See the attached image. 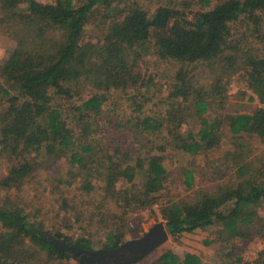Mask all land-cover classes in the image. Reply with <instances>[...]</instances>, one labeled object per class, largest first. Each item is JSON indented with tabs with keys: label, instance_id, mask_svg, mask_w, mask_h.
Instances as JSON below:
<instances>
[{
	"label": "trees",
	"instance_id": "1",
	"mask_svg": "<svg viewBox=\"0 0 264 264\" xmlns=\"http://www.w3.org/2000/svg\"><path fill=\"white\" fill-rule=\"evenodd\" d=\"M0 8V22L18 35L14 60L31 63L22 77L0 68V187L24 185L40 160L66 162L59 187L73 185L86 198L96 184L111 193L124 183L120 201L107 194L116 203L111 211L86 206L84 225L96 219L101 240L89 229L75 239L47 231L35 214L0 198V264H14L26 248L29 264L44 256L71 258L32 228L87 250L121 243L115 221L125 222L126 211L148 208L166 191L162 155L146 151L159 142L204 156V167L181 168L185 189L195 185L196 174L213 175L210 187L161 207L168 234L215 226L224 240L250 226L264 237V215L252 221L255 208L264 207V153L256 161L250 142L264 145V0H166L151 15L138 0H0ZM91 22L101 35L84 41ZM238 23L245 32L236 30ZM147 47L162 60L208 66L207 82L199 79L201 71L177 68L155 100L159 90L149 89L158 78L144 73L141 61ZM237 72L244 75L248 100L260 104L252 111L226 107ZM66 204L61 198L60 207ZM149 264L218 262L166 249ZM245 264H264V249Z\"/></svg>",
	"mask_w": 264,
	"mask_h": 264
},
{
	"label": "rangeland",
	"instance_id": "2",
	"mask_svg": "<svg viewBox=\"0 0 264 264\" xmlns=\"http://www.w3.org/2000/svg\"><path fill=\"white\" fill-rule=\"evenodd\" d=\"M43 3H53L55 0H38ZM143 10L147 15H151L155 6L164 3L166 0H138ZM2 14L0 8V16ZM236 30L239 32H245L241 29V24L236 25ZM234 31V30H233ZM101 35V29L96 23H89L82 34L84 41H95ZM262 36H264V21L262 25ZM247 38V37H246ZM245 44L246 40H242ZM18 48V35L15 34L9 27H6L0 22V68L7 76L22 77L28 75L31 72V63L16 62L14 60L15 51ZM144 51L141 56L142 66L144 73L152 74L157 76L158 81L154 82L153 86L149 89L150 91H158L157 95H154L155 100L158 96L165 93V88L160 84H163L171 74L176 71L177 68L195 69L201 75L199 79L202 82H207L209 78L208 66H197L194 67L192 64L177 63L173 60H162L153 51V48H149ZM262 54H264V43H262ZM233 80L229 85L228 93L230 97L227 99L226 107L229 111L243 112L252 111L256 107L260 106L257 99L248 100L247 94L249 90L246 88L244 75L241 72L233 75ZM248 93H247V92ZM246 93V94H245ZM117 95H120L117 93ZM62 99H65L63 97ZM159 101V100H157ZM220 128V124L218 123ZM184 128V127H182ZM224 137L227 136L223 133ZM251 145L255 144L254 155L256 161L262 159V150L264 145L257 139H250ZM127 143V141H126ZM229 142L223 144L226 148ZM222 147V148H224ZM146 151L149 153L162 155V163L167 169V177L165 184L167 186L165 193L157 194L155 202L152 206L144 209H129L126 211L125 222L119 223L115 221L114 225L117 227L118 236H121V240L125 241L130 238L140 236L147 230L149 226L158 221L164 220L161 218V207L168 201H177L181 198H185L189 195L193 189L197 187H210L212 184L213 175L207 174L203 176L201 173L196 174V183L192 188L185 189L181 184V168L187 167H204L207 162H203V155H190L176 150L171 142L157 143L154 146H148ZM47 160H40L36 163L31 176L27 178L24 185L18 188L5 189L0 187V198L4 201L8 198L9 201L20 204L26 210L35 214L39 220L38 223L42 228L47 231H58L70 238H77V236L84 234V229H89L94 232V239H102L101 225H93L96 219L92 221L93 224H86V217L88 213L86 206L88 203L91 205H102L103 207L109 208L108 210L116 207L115 197L122 191L124 183L117 182L115 188L111 189L108 193L105 191L104 185L96 184L94 190L89 193L90 198H86L77 191V189L71 186H63L59 182L58 176H63L66 172V162H46ZM0 166V172L2 170ZM51 185H55L51 189ZM58 186V187H57ZM114 198L109 197L108 195ZM61 198L67 199V204L64 207H60ZM120 201L119 197H117ZM87 201V203H86ZM118 202V201H117ZM111 208V209H110ZM122 208L119 207V210ZM150 210L153 211L154 215H150ZM257 219L252 218V221L256 224L259 223L260 217L264 215V207L255 208ZM111 223V221H110ZM220 229L215 226L209 227L208 229H196L191 232H183L176 236L168 234L166 241L159 246L156 250L145 256L139 262L134 264H149L162 251L171 249L174 252L182 253L185 251L193 252L202 256V258L208 262H218V264H245L248 261H253L260 249H264V237L259 233H253V229L250 226L248 228L241 229L240 236L228 237V239L219 240ZM216 239L213 243L206 244V240ZM27 243V241H26ZM28 249L26 248L22 256L14 259V264H29ZM240 258L237 261V258ZM47 264H78L76 260L72 258H64L62 260H49L44 257H39L31 264H41L43 262ZM26 262V263H25Z\"/></svg>",
	"mask_w": 264,
	"mask_h": 264
},
{
	"label": "water",
	"instance_id": "3",
	"mask_svg": "<svg viewBox=\"0 0 264 264\" xmlns=\"http://www.w3.org/2000/svg\"><path fill=\"white\" fill-rule=\"evenodd\" d=\"M32 231L69 254L80 264H134L156 250L168 238V231L163 221L153 223L140 236L122 241L112 248L92 250L67 244L36 228H32Z\"/></svg>",
	"mask_w": 264,
	"mask_h": 264
}]
</instances>
